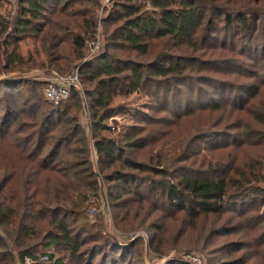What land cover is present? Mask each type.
<instances>
[{
    "label": "trees",
    "instance_id": "trees-1",
    "mask_svg": "<svg viewBox=\"0 0 264 264\" xmlns=\"http://www.w3.org/2000/svg\"><path fill=\"white\" fill-rule=\"evenodd\" d=\"M6 2L0 0V73H23L28 62L36 63L35 55H43V64L58 74H67L80 60L83 88L73 87L67 100L52 104L42 91L48 82L22 75L0 79V87L12 89L0 99V140L19 156V164L0 179V264H25L27 258L47 264L41 262L44 255L54 261L51 264H156L144 237L125 242L118 234L136 229L126 220L136 197L152 202L153 211L184 215L195 227L201 219L228 216L210 235L245 234L247 238L217 249L231 247L225 255L244 251L245 256L209 264H264V157L240 164L234 151L238 146L216 141L208 150L209 162L191 169L179 163L201 153L196 145L190 150L196 137L188 141V151L178 155L140 124L117 135L108 124L117 94L142 90L179 119L197 105L206 108L202 102L208 94L215 107L224 103V111L245 110L264 128V105L248 110L242 94L261 93L263 87H253L252 81L264 86V56L258 58L260 48L255 46L264 47V0H109L106 6L102 0H15L12 18L2 12ZM100 23L105 51L83 61V49L99 37ZM26 39L39 46L35 53L28 52L27 60L19 50ZM66 44L70 54L66 48L60 51ZM217 51L239 55L252 80L220 85L225 79L205 71L221 62L234 67L236 59L223 61L212 55ZM212 84L219 87L209 93L207 85ZM38 105L44 109L40 115L32 109L26 119L19 118L20 107L35 110ZM85 109L89 124L80 118ZM214 132L225 134H204ZM150 146L156 152L149 162L131 158L133 151ZM104 189L112 210L127 208L123 216H115L112 232L105 214L94 222L87 214L101 202ZM153 228L161 233L157 225ZM149 243L153 254H164L159 234ZM160 264L196 263L175 259Z\"/></svg>",
    "mask_w": 264,
    "mask_h": 264
},
{
    "label": "rangeland",
    "instance_id": "rangeland-1",
    "mask_svg": "<svg viewBox=\"0 0 264 264\" xmlns=\"http://www.w3.org/2000/svg\"><path fill=\"white\" fill-rule=\"evenodd\" d=\"M8 1L10 3L6 2L3 4L2 12L5 16L12 18L16 2L15 0ZM108 1L109 0H102V4L106 6L109 4ZM100 16H102V12H100ZM103 32L104 24L100 23L98 28L99 37L97 38L100 48L98 52L91 53L89 48H86V45L83 49L86 58H84L83 61L98 56L105 51L104 35L102 36ZM19 45V50L26 60L28 59V52L35 53L37 47H39L33 39L23 40ZM255 46L256 48H260L259 52L257 53L258 58L263 57L264 47L262 44L257 43ZM65 48L66 53L63 52L61 54H70L71 48L69 44L64 45L60 51H63ZM12 49L13 46H10L9 50ZM208 53L210 54L211 51L208 50ZM209 54L207 55L209 56ZM212 55L217 56L221 60L223 59V61L233 58L236 59V64L234 67L229 66L226 62H221L217 67L212 68L210 71H205L214 77L225 79V82H221L220 85H227L231 83H234L238 86L241 84L247 85V82L252 80V78L247 75L248 72H245L244 69L246 66L242 63L244 60H240L239 55H234L229 51L222 53L217 51V54L212 53ZM3 59L4 58H2V60ZM34 59H36V63L28 62L27 65L23 67V73L19 71H12L10 73L3 71L0 73V79H3L8 75H22V77L25 79H34L37 81L48 82V80L53 76V72L57 71L49 70V65L47 62L43 64L45 62V57L43 55H35ZM81 62L82 61L80 60L76 61L73 65V68L65 72L71 73L77 70ZM3 63L5 64V60H3ZM61 63L64 64L65 61L63 60ZM242 65L243 67H240ZM51 68L56 69L53 66H51ZM249 69H254V67L249 66ZM258 84L259 87L263 88L261 89V93L257 96H252V94L248 92L242 93L243 97H245V100L248 102L246 105L248 110H256V108L264 105V86H261L259 82L252 81L253 87H257ZM216 86L214 84L210 86L207 85L210 91L209 93H213V91L217 88ZM45 87L46 85H44L42 88L43 93ZM196 87L197 86H195V88ZM33 88L34 87L32 86L31 89ZM81 88H83V84H80V89ZM185 89L188 90L186 86ZM219 90L222 91L224 89L220 87ZM11 92L12 89L10 88L0 87V99H2L4 95H7V93ZM188 93L190 94V92ZM229 93L230 91L224 94H226L227 97ZM236 93H238V90H236ZM185 94L183 95L185 96ZM190 97H192L194 101L197 100L196 94L194 96L190 94ZM215 98L220 99V97ZM5 103L7 102L5 101L2 103V106H4ZM160 104V100L155 99L152 95L147 94L145 91L125 90L117 94L115 97L112 104L115 109L114 116L108 121V124L115 135L119 134L120 132L123 133L127 131L128 127H131L132 125L140 124L145 127L147 134L149 133L152 138H162V140L166 141L167 143L166 148L176 151L178 155H180V153L184 150L188 151V141H191V138L196 137L194 139L195 142H190V150H192L196 145L201 148V153L195 157H192L189 162L187 161L179 163L184 165V167H189L191 169H202L203 164H207L209 162L211 152L209 153L208 150L212 145L216 144V141H220V144H231L233 146L232 148H234V146H238L239 148L234 149V151L239 155L240 164L250 159H259L264 157V128L257 125L247 111L238 110L232 113L229 108L228 111H224V103L222 106L217 108L215 107V101L211 100L208 94L202 102V104L206 105V108L201 110L199 105H197L190 114H183L184 116L181 117V119L177 118L172 110H161ZM30 107L31 106L25 108L20 107L19 109L23 110H21L19 118L23 120L26 119L27 113L31 112L32 109L38 115H40L39 113L44 110L43 105H38L35 110L34 107ZM186 109L187 108H184L183 111ZM1 110L2 109L0 108V117H3ZM80 118L83 124H89V112L87 109L81 112ZM142 118H147L150 121L146 122L142 120L140 122ZM234 125L238 126L235 127ZM228 128L232 129L228 130ZM207 130H216L224 132L225 134L214 132L211 135L205 136L204 133ZM255 130L262 131L263 135L260 136ZM155 152L156 148L150 146L142 151H133L130 156L137 162H149V159L151 156L155 155ZM18 159L19 156L17 155L16 151L13 150L8 143L2 142L0 140V179L5 171L8 173L11 172V166L13 164H19ZM12 185L13 184L11 183V186ZM103 191L104 193H102L101 202L97 206L91 208L95 209L96 212L90 213L91 209L88 211L89 219L91 222H94L100 216V214H105L106 221L108 223L107 229L112 232L115 228V216L117 214L123 216L127 211V208L112 210L108 203L105 189ZM143 191L146 192V189L143 188ZM150 198L153 200L152 197ZM135 199L136 202L131 206V208H129L130 214L126 220L127 222H130L131 225L136 229L128 233L118 234L120 239L125 242H132L138 236L144 237L147 251L151 256H153V260L156 264L166 263L175 259H184L188 261L189 257H197L200 261L196 264H209L212 262L217 263L219 260L220 262L232 261L244 255L242 254L244 251L237 252L230 256L229 254L225 255V253L229 252L231 247H226L225 251L222 252H218L217 249L230 245L233 243V241L238 242L244 238H247L245 234H231L219 238L215 235H210V231L218 229L225 225L224 223H227L228 216H224L222 220L204 218L201 219L195 227L193 226V222L182 214L169 211L165 212L164 210L153 211L152 202L146 203L144 201H140L137 197ZM263 211L264 207L262 208V212ZM114 212H116V214H114ZM153 225H157L160 228L161 233L158 232L157 229L153 228ZM147 230H150V233H148ZM1 231L2 230H0V232ZM155 234H159L161 243L163 242L165 247L163 252L164 254L162 256L155 255L150 250L149 240H151ZM1 250H3V248L0 246V251ZM57 257L58 255H56L54 259ZM250 263L252 264L253 262ZM25 264L32 263H29L26 260Z\"/></svg>",
    "mask_w": 264,
    "mask_h": 264
},
{
    "label": "built area",
    "instance_id": "built-area-1",
    "mask_svg": "<svg viewBox=\"0 0 264 264\" xmlns=\"http://www.w3.org/2000/svg\"><path fill=\"white\" fill-rule=\"evenodd\" d=\"M89 43L87 44L86 48H89L91 53L98 52L100 48L99 41L94 39ZM77 86H80L78 70L67 74L54 73L53 76L48 80V84L44 90L45 97L48 102L52 104H59L60 102L67 100L71 96L72 88ZM94 212H96L95 209L90 210V213ZM26 260L32 264L35 262L31 258H27ZM188 260L194 263H198L200 261L197 257H189ZM41 262L51 264L54 261L49 256L44 255L41 257Z\"/></svg>",
    "mask_w": 264,
    "mask_h": 264
}]
</instances>
